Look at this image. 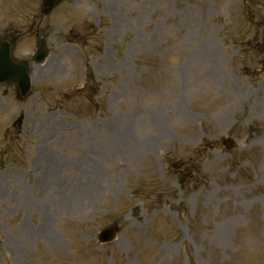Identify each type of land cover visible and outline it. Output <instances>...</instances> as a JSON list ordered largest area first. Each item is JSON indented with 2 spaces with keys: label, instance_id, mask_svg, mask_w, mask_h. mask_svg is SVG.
<instances>
[{
  "label": "rangeland",
  "instance_id": "obj_1",
  "mask_svg": "<svg viewBox=\"0 0 264 264\" xmlns=\"http://www.w3.org/2000/svg\"><path fill=\"white\" fill-rule=\"evenodd\" d=\"M39 3L0 0V36ZM250 17L242 0L56 9L34 95L0 86V264H264V45L241 44ZM77 34L100 41L87 51ZM21 41L29 58L35 41ZM178 161L192 169L182 185Z\"/></svg>",
  "mask_w": 264,
  "mask_h": 264
},
{
  "label": "water",
  "instance_id": "obj_2",
  "mask_svg": "<svg viewBox=\"0 0 264 264\" xmlns=\"http://www.w3.org/2000/svg\"><path fill=\"white\" fill-rule=\"evenodd\" d=\"M61 0H42L41 13L44 15L49 14L53 8ZM41 45H43L41 43ZM14 43L9 45L5 42L0 44V83L9 82L16 85V93L19 100H26L30 94V84L28 78L27 64L24 62H16L13 58ZM39 53L40 60L46 56L45 50L40 47ZM112 230L104 232L106 239L110 237Z\"/></svg>",
  "mask_w": 264,
  "mask_h": 264
},
{
  "label": "bare ground",
  "instance_id": "obj_3",
  "mask_svg": "<svg viewBox=\"0 0 264 264\" xmlns=\"http://www.w3.org/2000/svg\"><path fill=\"white\" fill-rule=\"evenodd\" d=\"M155 132H156L157 134H159V133H158V130H156ZM154 146H155V145H151V146H147V147H148V148H154ZM130 154H131V157L133 158L134 156H133V151H132V150H130Z\"/></svg>",
  "mask_w": 264,
  "mask_h": 264
},
{
  "label": "flooded vegetation",
  "instance_id": "obj_4",
  "mask_svg": "<svg viewBox=\"0 0 264 264\" xmlns=\"http://www.w3.org/2000/svg\"><path fill=\"white\" fill-rule=\"evenodd\" d=\"M88 89H90L88 86H84V88H83V93L86 91V90H88Z\"/></svg>",
  "mask_w": 264,
  "mask_h": 264
}]
</instances>
